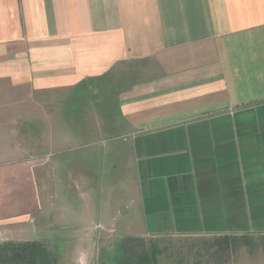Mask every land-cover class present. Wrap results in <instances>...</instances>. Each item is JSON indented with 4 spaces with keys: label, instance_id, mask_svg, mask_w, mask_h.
<instances>
[{
    "label": "crops",
    "instance_id": "0c3cea01",
    "mask_svg": "<svg viewBox=\"0 0 264 264\" xmlns=\"http://www.w3.org/2000/svg\"><path fill=\"white\" fill-rule=\"evenodd\" d=\"M123 66L133 80L102 147L52 160L8 147L0 243L36 241L45 212L87 240L264 235V0H0V139L42 125L40 149L41 100Z\"/></svg>",
    "mask_w": 264,
    "mask_h": 264
},
{
    "label": "rangeland",
    "instance_id": "374dc122",
    "mask_svg": "<svg viewBox=\"0 0 264 264\" xmlns=\"http://www.w3.org/2000/svg\"><path fill=\"white\" fill-rule=\"evenodd\" d=\"M131 80L133 76L127 72L126 66H123L121 74L116 70L109 77L89 84L87 88L54 94L42 99L44 105L39 111L46 113L45 128L49 137L45 146L38 149L39 143L42 142L37 140V132L44 126L22 125L24 137L32 133V138L28 136L22 140L12 141L0 139V159H9V148L17 150L19 145L22 146V154L34 155L45 152L51 160L61 152L80 153L85 149L102 147L107 139L115 136L114 128L117 125L113 122L116 121L117 95L120 90L129 85ZM59 127L63 137L54 140L52 137L54 128L59 131ZM70 133L79 135L77 140H67L65 135ZM97 162L98 160H95L94 166L90 169L95 183L101 182L105 174L104 168ZM48 169L49 171L45 174L46 190L49 201L53 204L56 196L53 188L54 174L52 167H47ZM48 186L51 187L48 188ZM65 195L68 199L69 194L65 193ZM106 195L107 192L104 189L94 190L95 199H102ZM33 228L32 237L36 241L42 242L51 253L59 252L57 264H79L81 256L85 258L86 264H97L99 252L103 249L111 250L112 244L121 239L120 236L105 234L96 235L90 238L92 240L89 238L87 240L84 236L71 237L60 226L54 224L50 212L40 216L35 214ZM145 239L155 242L159 248V264H264V247L260 244L257 235H252L254 243L251 246H244L239 236H160ZM223 239L228 240V246L223 244L219 246Z\"/></svg>",
    "mask_w": 264,
    "mask_h": 264
},
{
    "label": "trees",
    "instance_id": "16d2710c",
    "mask_svg": "<svg viewBox=\"0 0 264 264\" xmlns=\"http://www.w3.org/2000/svg\"><path fill=\"white\" fill-rule=\"evenodd\" d=\"M225 237V236H224ZM229 237V236H227ZM244 246L254 243L252 235L239 236ZM264 247V235H257ZM221 244L228 246V240ZM160 250L156 243L145 238L122 237L111 250H101L97 264H159ZM59 252L51 253L42 242H4L0 244V264H57Z\"/></svg>",
    "mask_w": 264,
    "mask_h": 264
},
{
    "label": "clouds",
    "instance_id": "9594fccd",
    "mask_svg": "<svg viewBox=\"0 0 264 264\" xmlns=\"http://www.w3.org/2000/svg\"><path fill=\"white\" fill-rule=\"evenodd\" d=\"M79 264H86V260L83 256L80 257Z\"/></svg>",
    "mask_w": 264,
    "mask_h": 264
}]
</instances>
